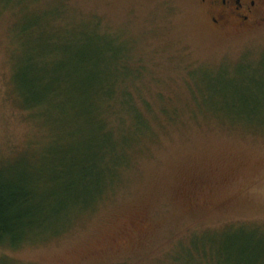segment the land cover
<instances>
[{
    "label": "rangeland",
    "instance_id": "374dc122",
    "mask_svg": "<svg viewBox=\"0 0 264 264\" xmlns=\"http://www.w3.org/2000/svg\"><path fill=\"white\" fill-rule=\"evenodd\" d=\"M80 15L89 22L84 29ZM98 23L110 31L114 56L131 61L128 71L139 63L138 105L147 117L148 107L156 111L158 137L98 212L63 222V234L49 243L0 248V263L189 264V253L199 256L192 245L199 237V251L221 264L217 251L243 238L220 233L226 226L264 235V128L251 133L249 124L223 114L264 99V23L217 29L203 0H0V158L14 160L49 142L44 129L84 142L90 130L83 121L61 120L54 111L37 122L14 91L26 75L44 77L71 59L82 32ZM42 29L54 39L47 42ZM50 44L64 47L49 57ZM160 109L181 117L172 123Z\"/></svg>",
    "mask_w": 264,
    "mask_h": 264
},
{
    "label": "trees",
    "instance_id": "16d2710c",
    "mask_svg": "<svg viewBox=\"0 0 264 264\" xmlns=\"http://www.w3.org/2000/svg\"><path fill=\"white\" fill-rule=\"evenodd\" d=\"M79 18L84 29L89 22L81 15ZM39 25L35 22L34 27ZM96 26L98 29L82 32L79 46L70 51L71 59L66 63L59 61L44 77L28 79L26 75L24 84L14 91L19 106L37 122L38 115L42 118L57 111L61 120L83 121L90 131L83 132L86 139L76 145L63 140L68 134L44 129L42 137L49 142L36 144L32 151L14 160L0 158V248L17 250L42 245L62 235L60 224L98 212L108 195L115 196L127 183L138 158L151 154L150 145L158 137L152 121L156 122L158 116L153 108L145 111L149 117L139 108L138 103L143 104V98L137 96L142 69L138 63L134 71H128L131 61L111 52L110 31L101 23ZM40 33L47 42L54 39L47 38L45 29ZM51 46L49 57H55L64 47L50 44V49ZM47 66L44 63L40 68L46 70ZM263 101H255V108L234 109L233 114L225 110L224 118L249 124L250 132H256L264 128ZM208 113L219 117L221 111L212 109ZM159 114L172 123L181 117L177 109H160ZM75 135L67 137L72 141ZM245 229L243 225L226 226L220 231L243 237L227 245L223 252L217 251L221 264H264V235ZM199 239L192 241L198 258L189 253L187 262L213 264L209 254L199 251Z\"/></svg>",
    "mask_w": 264,
    "mask_h": 264
},
{
    "label": "flooded vegetation",
    "instance_id": "af4514ba",
    "mask_svg": "<svg viewBox=\"0 0 264 264\" xmlns=\"http://www.w3.org/2000/svg\"><path fill=\"white\" fill-rule=\"evenodd\" d=\"M203 6L217 29H243L264 23V0H203Z\"/></svg>",
    "mask_w": 264,
    "mask_h": 264
}]
</instances>
